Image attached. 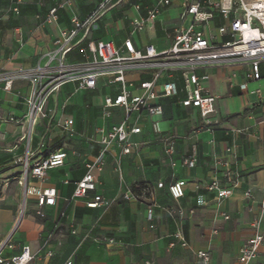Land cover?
Listing matches in <instances>:
<instances>
[{"label":"crops","instance_id":"0c3cea01","mask_svg":"<svg viewBox=\"0 0 264 264\" xmlns=\"http://www.w3.org/2000/svg\"><path fill=\"white\" fill-rule=\"evenodd\" d=\"M16 1L0 0V71L31 69L45 64L46 54L56 47L55 40L61 31L72 26L68 9L59 10L56 22L42 23L36 17L37 14L45 16L56 0H21L20 13L11 10ZM97 1L75 0V5L80 15L85 16ZM138 1L131 0L114 7L103 16L108 18L104 22L106 28L108 20L124 11L123 6L137 11V15L127 18L129 32L122 40H117L111 32L95 35V30H101L99 23L89 37L113 40L117 45L131 38L138 47L154 44L159 49L168 48L172 37H168L167 32L178 22L181 7L174 4L164 8L155 22L149 21L143 30L137 31L132 19L147 15L144 9L138 10L134 6ZM142 1L144 5L148 4L147 0ZM172 8L177 9L174 18L160 17ZM114 21L117 32L125 29L120 17ZM222 21L221 18L216 19L217 24ZM140 35L143 36L141 39ZM78 54L83 57L76 47L69 54V60H81ZM248 70L247 64L206 70L210 78L204 86L218 96L217 111L210 118L213 124L209 128L200 126L202 120L195 108L181 105L179 100L185 96L183 92L161 99L163 112L142 122V133L132 138L136 143L132 152L122 155L120 148L113 146L104 169L96 171L97 192L112 201L108 207L98 208L88 207L86 199L73 197L74 182L83 177L86 163L100 151L97 128L104 126L108 129L120 121L123 110L113 108L109 117L104 116V98L107 94H116L117 90L115 86H106L102 79L95 89H79L76 82L64 84L49 98L48 117L35 127L21 157L25 162L30 150L33 153L30 163H33L56 148L64 147L68 151L66 163L50 169L45 180L30 177L27 181L33 187L53 186L58 190L57 203L41 207L52 211L50 218L38 220L32 215L29 203L35 200L37 204L38 200L35 195H26V187L21 184L17 186L16 195L6 199L11 181L21 178L24 163L8 166L0 159V180L4 174H9L7 178L12 176L0 185V244L5 243L3 254H18L23 246L28 245L35 264H65L69 259L74 264H146L150 259L152 264H201L197 252L208 250L213 264H238L240 247L252 234L251 222L257 212L249 210L244 193L250 188L257 200L264 196V77L248 80ZM128 78L138 81L152 76L132 73ZM167 80L182 85L179 74L171 78L163 75L159 83ZM244 83L245 88L242 87ZM66 85H70L68 89H64ZM103 88L109 91L95 93ZM256 89H261V96L255 93ZM30 92L31 85L27 81L15 82L11 91L0 86V113L5 117L27 119L26 98ZM74 106L78 109L77 115L73 112ZM178 112L182 113L179 117L176 116ZM70 117L74 119L73 131L75 128L83 130L79 133L80 139L74 143L64 141L61 146L43 154L42 147L48 136L38 135L36 130L43 122L49 124L54 119L61 125ZM0 133L1 139H5L3 142H7L18 133V128L14 123L0 122ZM167 136L176 138L172 157L165 152L163 140ZM233 145L238 152V159L232 163L238 185L232 188L230 196L217 200L207 185L219 176L224 168L226 148ZM192 152L196 154V163L188 166L184 160ZM51 171H57L58 175H50ZM176 180L186 181L185 195L179 200L173 199L169 191V185ZM160 181L164 182L162 188L157 186ZM143 183L150 189L154 188V201L140 187ZM134 187H137L136 191ZM20 194L25 197L28 211L22 217L18 203ZM150 206L154 211L152 221L147 218ZM224 214L230 218H224ZM214 229L218 232L213 233ZM178 230L183 232L187 245L174 238ZM109 239L115 242L109 244ZM257 264H264V244Z\"/></svg>","mask_w":264,"mask_h":264},{"label":"built area","instance_id":"2783aa9c","mask_svg":"<svg viewBox=\"0 0 264 264\" xmlns=\"http://www.w3.org/2000/svg\"><path fill=\"white\" fill-rule=\"evenodd\" d=\"M130 1L98 0L94 8L82 16L75 0H56L45 16L37 14L36 17L42 23H52L58 20L59 10L68 9L72 26L61 31L55 40L56 47L46 54L45 64L31 69L0 71V86L6 91H11L17 81H27L31 85V92L26 98L28 119H32L30 138L40 121L48 117L49 98L64 84L76 82L79 89H95L102 79L106 86L116 87V94H107L104 98V116L109 117L113 108H121L122 119L108 129L104 126L97 128L100 151L93 160L86 163L83 177L74 182L73 197L86 199V205L90 208L108 207L112 202L97 192L96 171L104 169L108 152L113 146H117L122 155L130 154L136 144L132 141L133 136L143 131L142 122L163 112L161 99L178 96L183 92L185 96L179 100L181 105L195 108L202 120L200 126L209 128L213 124L210 118L217 111L218 96L204 86V82L210 78L207 69L247 64L248 80H260L264 77V0H147L146 5L142 0L135 2L136 9H144L147 14L132 19L134 30L137 31L143 30L147 22H155L164 8L174 4L181 7L178 22L167 32V36L172 37V43L165 49H159L154 44L138 47L131 38H126L121 45H117L113 40L89 37L100 18L110 9ZM21 3V0L16 1L11 10L20 13ZM217 18H221L222 23L217 24ZM76 47L83 57L78 61H70L69 54ZM132 73L150 74L152 78L130 80L128 75ZM175 74H179L181 86L173 80L159 83L163 75L171 78ZM242 87L245 88L246 83ZM255 93L262 95L261 89H256ZM73 125L72 117L61 123L65 130L70 131L73 130ZM2 137L0 133V139ZM175 140V136H167L163 140L165 152L170 157L175 153ZM32 155L28 150L19 183L26 187V195L36 196L39 208L53 206L58 199L55 187H33L27 181L30 177L45 180L50 169L66 163L68 151L59 147L30 163ZM225 159L219 176L214 177L207 185L208 191L213 192L217 200L230 196L232 188L238 185L237 174L232 167V163L238 159L234 145L226 148ZM184 162L188 166H194L195 152L187 155ZM157 186L162 188L164 182H158ZM185 186V180H176L169 185L173 199L184 197ZM143 189L154 201V188ZM244 195L249 202V210L257 212L251 222L252 234L240 247L237 260L238 264H257L264 244V196L257 200L250 188ZM126 197L130 198L129 195ZM131 197L137 198L136 195ZM37 212L42 214L40 210ZM147 218L149 221L154 218L151 206L147 209ZM224 218L229 219L230 216L224 214ZM217 232V229L213 230V233ZM174 238L187 245L181 230L174 234ZM114 242V239L108 240L109 244ZM4 246L5 243L0 244V264H35L30 246H23L20 253L12 256L3 254ZM197 257L201 264H213L208 250H199ZM152 263L151 259L146 261V264ZM65 264L74 262L69 259Z\"/></svg>","mask_w":264,"mask_h":264},{"label":"rangeland","instance_id":"374dc122","mask_svg":"<svg viewBox=\"0 0 264 264\" xmlns=\"http://www.w3.org/2000/svg\"><path fill=\"white\" fill-rule=\"evenodd\" d=\"M122 9H124L123 12H119V14L115 18L108 20L109 26L106 28H104V26H105L104 22L108 18L107 17H101L100 20L98 21V23L101 25V30H95V35L101 34L103 32H111L114 34V36L117 38V40H119V41L122 40L129 32L128 31L129 30L128 29L129 24L127 22V18H129L130 16H133L134 14L137 15V11L134 8H130L127 5L123 6ZM176 15H177V9L172 8L169 11H167L166 13L162 14L160 17L163 16V17H167V18H174ZM118 17H120L122 19V24L125 26V29H123L119 32L116 31V25H115V21H114ZM98 23H97V25H98ZM95 27H97V26H95ZM142 37H143L142 35L139 36L140 39ZM159 37H161V35ZM69 86L70 85L64 86V89H68ZM107 91H109L108 88H103V89L96 90L95 93L104 94ZM56 93H58V92H56ZM3 95H6V94H3ZM23 96H24V93H23ZM75 99H76V96H75ZM73 112L75 115L78 114V109L75 106L73 108ZM56 114H57V112L55 113V115ZM181 115H182V113L178 112L176 116L179 117ZM52 120L53 121L49 124H44V122H43L42 125H40V127L36 130V133L38 135H41V134L46 135L47 134V136H48L47 143L42 147V149H44L43 154L49 153V151L56 146H61L64 141H69L71 143H74V140L80 139L79 133H81L83 131L81 129H76V128H75V131L65 130L64 128H62V126L59 123H57V121H54V119H52ZM0 122L1 123L2 122L14 123L18 128V133H16L14 135L12 140H9L7 142H3L5 139L0 140V159H2V163L8 164V166L15 165V164H23L24 162L22 161L21 157H23V152L26 150V148L29 145L28 138H29V132H30V123L27 122L26 118H23V117L13 118L12 116L5 117L1 113H0ZM1 131L5 135V133H4L5 131H3V130H1ZM21 139H22V141L19 143V140H21ZM17 145L19 146L18 148H16ZM73 151L75 153L77 151L75 144L73 146ZM49 174L56 176V175H58V172L57 171H51ZM8 175L9 174H4V178H2L3 180H0V185L2 184V182L6 181V180H10L12 178V176H9L7 178ZM18 181L19 180L11 181V185L7 189V196H6L7 200L10 199L12 197V195H16L15 193H16V191H18L17 186H19V184H20ZM140 187L141 188H147L149 186L147 184L143 183L140 185ZM12 188L14 190H12ZM145 195H149V194L146 193ZM18 203H19V213H20V216L22 217L28 211H27V205H26L25 197H22L21 194L18 196ZM29 204L31 205L32 215L35 218H37L38 220H45V219H48L52 216V211L45 210L43 208H39L37 206L35 200L30 201ZM38 210H40L42 214H39L37 212ZM67 233H69V231ZM70 233H72V231H70Z\"/></svg>","mask_w":264,"mask_h":264},{"label":"trees","instance_id":"16d2710c","mask_svg":"<svg viewBox=\"0 0 264 264\" xmlns=\"http://www.w3.org/2000/svg\"><path fill=\"white\" fill-rule=\"evenodd\" d=\"M77 57L78 58H81L82 56H81V54H78ZM133 189H134V191H136L137 190V187H134Z\"/></svg>","mask_w":264,"mask_h":264},{"label":"bare ground","instance_id":"6f19581e","mask_svg":"<svg viewBox=\"0 0 264 264\" xmlns=\"http://www.w3.org/2000/svg\"><path fill=\"white\" fill-rule=\"evenodd\" d=\"M27 120V122H30V126H32V119L30 120V119H26Z\"/></svg>","mask_w":264,"mask_h":264}]
</instances>
